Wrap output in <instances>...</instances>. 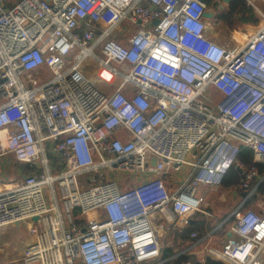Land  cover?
<instances>
[{"label":"built area","instance_id":"obj_1","mask_svg":"<svg viewBox=\"0 0 264 264\" xmlns=\"http://www.w3.org/2000/svg\"><path fill=\"white\" fill-rule=\"evenodd\" d=\"M208 10L205 0H0V157L30 167L0 190V229L29 225L23 264H168L212 232L161 258L158 230L208 216L198 186H221L231 169L230 193L244 196L223 222L234 217L224 246L206 251L260 264L264 197L244 206L264 186L254 164L264 165V16L228 47ZM181 167L182 180L168 177Z\"/></svg>","mask_w":264,"mask_h":264},{"label":"rangeland","instance_id":"obj_2","mask_svg":"<svg viewBox=\"0 0 264 264\" xmlns=\"http://www.w3.org/2000/svg\"><path fill=\"white\" fill-rule=\"evenodd\" d=\"M257 1H258L257 2L258 9L260 10L261 14L264 16V1L263 0H257ZM228 3L229 0L228 2L222 0L219 1L218 3L219 5L218 12L219 14H223V17L218 19V23H216V26H213L214 28L213 37L216 39V41H218V43L231 47L239 44L238 41H241L243 38H246L248 35L254 33L257 27H259V25L262 24V18L259 17V15L255 12L253 6L242 5L243 3L239 0H235V3L233 4L232 7H230ZM240 10H242L241 13L239 12ZM248 16H251V20L247 18ZM241 18L243 20H241ZM47 75L48 73L46 72V76ZM51 166H53V163H51ZM61 170H62V166H60L57 171L53 170V173L54 174L58 173ZM187 172H188L187 167H181L177 172H172L168 177L172 178L174 181L175 180L178 181L180 179L182 180L186 176ZM124 177L125 174L123 172H116L115 174H111V178H113L116 181H120ZM137 184H138V180H133L131 186ZM198 187H202L199 191H203L202 196L207 204L206 212L210 213L214 218V220L216 219L220 220L226 216L227 217L230 216L233 213L234 209L238 204L239 196L236 195L235 198L232 199L231 198L232 193H230L229 187L227 188L223 186H218L217 188H212L207 191L202 190L205 188L204 186H198ZM54 188L56 191V195L58 196L59 193L56 184L54 185ZM263 195H264V186H262V188H260L257 191L256 197L252 198L250 202H248L244 206V208L256 210L258 208L257 202L263 199L264 197ZM233 222H234V217L231 216L228 221V226L232 225ZM167 225L168 224L163 223L161 228L158 230V238L161 245L172 244L174 243V241H176L175 233L170 234V231L167 229L168 228ZM211 232H212L211 236L213 238H215L216 236L225 237L226 234L224 232V228L218 230L216 233L214 232V229ZM261 261L264 263V253L261 255V257H259V262L261 263Z\"/></svg>","mask_w":264,"mask_h":264},{"label":"crops","instance_id":"obj_3","mask_svg":"<svg viewBox=\"0 0 264 264\" xmlns=\"http://www.w3.org/2000/svg\"><path fill=\"white\" fill-rule=\"evenodd\" d=\"M29 170L30 167L28 165L16 162L9 154L0 157V190L6 186L12 185L22 180L28 174ZM241 194H232L231 198L234 199L235 196L238 195V198L240 200L242 198ZM206 205L207 204L205 202L204 209L207 211ZM196 215L198 217H194L191 215L190 217H188V220L190 221V224H193L194 222L197 224L196 227L198 228L199 233H202L201 236L210 234L213 229L216 233L218 230L224 228V232L226 233L225 237L216 236L215 238H213L211 235H209L199 245H197L189 252L191 261L203 264L206 257L212 258V256L207 253L206 249H220L224 246L231 225L228 226V222L223 223L227 216L220 220H214L210 213H208V216L202 215L200 213H197ZM182 226L183 225L181 224L167 225L168 228H166L170 231V234L175 233L176 241L168 245L160 244L162 253L163 251L170 249L173 252V254L170 256H173L178 252L184 251L191 245L193 239L190 237V235L189 240L185 242L177 237L176 233L181 229ZM198 231H195V233ZM32 240L33 234L29 231V225L24 222L0 229V264H23V262L21 261L23 249ZM263 253L264 251L261 253V255ZM260 264L264 263L261 261Z\"/></svg>","mask_w":264,"mask_h":264},{"label":"trees","instance_id":"obj_4","mask_svg":"<svg viewBox=\"0 0 264 264\" xmlns=\"http://www.w3.org/2000/svg\"><path fill=\"white\" fill-rule=\"evenodd\" d=\"M205 1H206L207 6L211 10L214 11V13H215L214 18L220 19L221 17H223V14H219V12H218V8H219L218 3H219V1H222V0H205ZM234 3H235V0H229L228 4L230 7H232ZM239 12L241 13L242 10H240ZM247 18L249 20H251V16H248ZM241 20H243V19L241 18ZM238 160L245 165H251L252 164L251 152L246 148H241L239 151V154H238ZM254 164L258 167L260 172H264V165L256 164V163H254ZM239 178H240L239 172L235 169H231L223 178V180L221 182V186L227 187V188L231 187L238 182ZM196 214L197 213L193 214L192 216L195 217ZM196 217H198V216H196ZM196 226H197V224L195 222L193 224H190V221L188 220V222L186 224H184L181 227V229L176 233L177 237L182 239V241H184V242L189 240V238H190L189 235L192 233H195V231H198V228ZM195 234L198 237H201L202 233H199V231H198ZM161 252H162V249H161ZM172 254H173V252L170 249H167V250L163 251V253L161 254V258H167L168 256H170ZM189 260H191L189 254H180L179 256H177L176 258L171 260L168 264H185ZM193 264H201V263L193 262ZM203 264H222V263L215 261L211 257H206Z\"/></svg>","mask_w":264,"mask_h":264},{"label":"bare ground","instance_id":"obj_5","mask_svg":"<svg viewBox=\"0 0 264 264\" xmlns=\"http://www.w3.org/2000/svg\"><path fill=\"white\" fill-rule=\"evenodd\" d=\"M264 1V0H263ZM258 1L257 0H254L253 1V8H254V10H255V12L259 15V17H261L262 18V14L260 13V10L258 9V3H257ZM249 36V35H248ZM248 36L246 37V38H243L241 41H238L239 43H242V42H244L247 38H248Z\"/></svg>","mask_w":264,"mask_h":264},{"label":"water","instance_id":"obj_6","mask_svg":"<svg viewBox=\"0 0 264 264\" xmlns=\"http://www.w3.org/2000/svg\"><path fill=\"white\" fill-rule=\"evenodd\" d=\"M225 2H228V0H224ZM213 11H211V10H208V11H205L204 12V17H206V18H208V19H211L212 17H213ZM48 142H46V146H48ZM241 196L243 197L244 196V194H241Z\"/></svg>","mask_w":264,"mask_h":264}]
</instances>
